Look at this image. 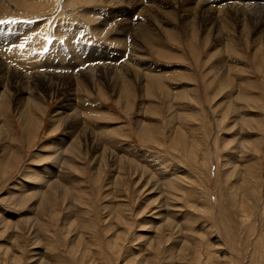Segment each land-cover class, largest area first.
Segmentation results:
<instances>
[{
    "label": "rangeland",
    "instance_id": "obj_1",
    "mask_svg": "<svg viewBox=\"0 0 264 264\" xmlns=\"http://www.w3.org/2000/svg\"><path fill=\"white\" fill-rule=\"evenodd\" d=\"M6 1L0 264H264V0Z\"/></svg>",
    "mask_w": 264,
    "mask_h": 264
},
{
    "label": "bare ground",
    "instance_id": "obj_2",
    "mask_svg": "<svg viewBox=\"0 0 264 264\" xmlns=\"http://www.w3.org/2000/svg\"><path fill=\"white\" fill-rule=\"evenodd\" d=\"M5 1V0H4ZM11 1V0H10ZM12 1H14L15 2V4L17 5V6H19L21 9H24L25 8V6H28L29 4L27 3L28 1H26V0H12ZM36 1H39V0H36ZM97 2L99 1V0H96ZM111 1V0H110ZM131 1H136V0H131ZM192 1V0H191ZM197 0H194V2H193V5H192V7H195V10H196V14H198V12H200L201 14H204L205 12H206V10L208 9L207 8V6L209 5L208 3H205L206 1L205 0H202V1H199L197 4H198V6H195L196 4H195V2H196ZM0 2H1V0H0ZM7 2V1H6ZM5 2V3H6ZM8 2H9V0H8ZM7 2V3H8ZM13 2V3H14ZM41 2H42V0H41ZM101 2V1H100ZM137 2H138V0H137ZM150 2V1H149ZM90 3V2H89ZM134 3V2H133ZM184 3H185V1H184ZM232 3H234L235 4V2H232ZM250 3V2H249ZM248 3V1H246V6H248L247 4H249ZM254 3V2H253ZM1 5H2V3H0ZM11 4H12V2H11ZM139 4V3H138ZM233 4V5H234ZM241 4H243L242 2H241ZM252 3H250L249 5H251ZM37 5V4H36ZM244 5V4H243ZM257 5V4H256ZM71 6V5H70ZM135 6V5H134ZM151 6V5H150ZM246 6H245V8H246ZM31 7H33V6H31ZM30 7V8H31ZM34 8V7H33ZM132 8V7H131ZM244 8V7H243ZM248 8H249V6H248ZM216 9V8H215ZM234 12V15H241V16H246V14H245V12L246 11H244V10H242L241 9V11H240V9H236V7L235 8H231ZM247 9V8H246ZM110 10V9H109ZM217 10V9H216ZM249 10H251V9H249ZM257 9H255V8H253L251 11H249V13H247L248 12V10H247V14L248 15H250V16H252V18H254V19H259L258 21H256V24L258 25V24H262V25H264V13L262 14V16L259 14V16H256V13H255V11H256ZM143 10H141V12H142ZM220 11V10H219ZM219 11H217V14H218V12ZM238 11V12H237ZM258 11V10H257ZM28 12V11H27ZM140 12V13H141ZM145 12H147V11H145ZM211 12V11H210ZM226 12V11H225ZM232 12V11H231ZM260 12V11H259ZM258 12V13H259ZM262 12H264V9H263V11ZM199 13V14H200ZM213 13H214V11H213ZM232 13V14H233ZM123 14V13H122ZM201 14H200V16H198V18H201ZM209 14V13H208ZM216 14V15H217ZM81 15V14H80ZM82 16V15H81ZM116 16V15H115ZM207 16V15H206ZM86 17V16H85ZM84 17V18H85ZM89 17H91L92 19H93V24L91 25L92 26V30H93V34H96L97 35V37H101L103 34H104V32H103V30H104V28L106 27L107 28V25H105L104 24V21H105V17H103V19H102V22L101 21H99V23L98 24H101V28L103 29V30H100V29H98V28H96L97 27V25L96 24H94V19L95 18H100V16L98 15H94V16H89ZM132 17V16H131ZM214 17V16H213ZM207 18V17H206ZM216 18V17H215ZM232 18H234V16L232 15ZM208 19V18H207ZM242 19V18H241ZM246 19V18H245ZM249 19L251 20V18L249 17ZM88 20V19H87ZM90 20V19H89ZM115 20V19H114ZM118 20V19H117ZM122 20V21H121ZM234 20V19H233ZM254 21V20H253ZM110 21L108 20V23H109ZM124 22V23H123ZM214 22V21H213ZM216 22V21H215ZM243 22V21H242ZM107 23V22H106ZM118 23H120L121 24V26L123 27V29H122V33H126L127 35H129L131 38L130 39H132V40H135V38L138 36V37H142V38H150V36H151V33L149 32V29H146V30H144V35H140V34H135V33H130V29L128 28V27H131V28H135V26L134 25H132V22L131 21H129V22H126L122 17H121V19H120V21L118 22ZM212 22L211 21H208V20H206V21H204V24L205 25H210ZM229 23V22H228ZM120 24H116V25H120ZM254 24V23H253ZM136 25V24H135ZM243 25V24H242ZM140 26V25H139ZM105 28V29H106ZM30 29V28H29ZM259 29V28H258ZM263 29V28H262ZM121 30V29H120ZM105 31V30H104ZM135 31V30H134ZM27 32V31H26ZM25 32V33H26ZM260 33V32H259ZM6 34V33H5ZM167 34V33H166ZM6 39H7V41H9V43H11L12 44V42H14L15 43V41H16V38H14L13 36H11V37H8L7 35H4V34H2ZM262 35V34H261ZM2 37V36H1ZM125 38V37H124ZM219 38V37H218ZM6 39H4V40H0V41H6ZM21 40V39H20ZM137 40V39H136ZM123 41L124 42H126L125 41V39H123ZM17 42V41H16ZM1 43V42H0ZM151 44V43H150ZM224 44V43H223ZM115 46V45H114ZM116 47V46H115ZM120 48V47H119ZM118 49V48H117ZM57 51H58V49H57ZM112 52V51H111ZM117 52V51H116ZM109 53V52H108ZM62 53L61 52H58V53H56V57L57 56H59V55H61ZM124 54V53H123ZM122 54V55H123ZM93 55V54H92ZM1 56V55H0ZM88 56V55H87ZM94 57H93V61H98V60H96L95 59V54L93 55ZM102 55L100 54V57H101ZM90 57V56H89ZM61 58V57H60ZM79 58V57H78ZM91 58V57H90ZM102 58V57H101ZM114 58V57H113ZM105 59V58H104ZM100 61H101V59H99ZM120 60V59H119ZM63 61V60H62ZM61 61V62H62ZM64 62V61H63ZM62 62V63H63ZM91 62V61H90ZM117 62V61H116ZM94 63H96V62H94ZM93 63V64H94ZM99 63V62H98ZM92 64V65H93ZM3 66V65H2ZM81 66H84V65H81ZM93 67V66H92ZM58 68V67H57ZM64 68H65V66H64ZM64 68H61V69H64ZM70 68V70H72V69H75V68H77V66H75V67H69ZM96 68V67H95ZM92 69V68H91ZM96 69H98V68H96ZM123 69V68H122ZM130 69V68H129ZM7 70V69H6ZM59 70H60V67H59ZM99 70V69H98ZM97 70V71H98ZM125 70H128V69H125ZM124 70V71H125ZM136 70V69H135ZM134 70V71H135ZM61 71V70H60ZM89 71H91V70H89ZM121 71V70H120ZM136 72V71H135ZM131 73V72H130ZM137 73V72H136ZM135 73V74H136ZM1 74V73H0ZM63 74L64 73H62V75H58L56 72H53V73H49V76H48V79L50 80V82L52 81V83L51 84H49L50 85V87L51 86H53V85H56V91H62L63 89H62V87H64L63 85H66V84H68L69 83V81H70V76L72 75V74H70V75H64L63 76ZM99 74V73H98ZM101 74V73H100ZM105 74H106V72H105ZM121 74H123L122 72H121ZM132 74V73H131ZM119 76V75H118ZM13 77V76H12ZM137 77V76H136ZM11 78V77H10ZM15 78V77H14ZM13 78V79H14ZM19 78H20V76H19ZM23 78H25V77H23ZM84 78V77H83ZM87 78V77H86ZM96 78V77H95ZM143 78V77H142ZM47 79V78H46ZM47 79V80H48ZM62 79H66L65 81H63ZM9 80V79H8ZM15 80V79H14ZM13 80V81H14ZM16 80H18V79H16ZM26 80V79H25ZM33 80V79H32ZM92 80V79H91ZM93 80H94V77H93ZM138 80V79H137ZM4 81V80H3ZM22 80H21V78H20V82H21ZM28 81V80H27ZM43 81V80H42ZM44 81H46V80H44ZM56 81H57V83H56ZM120 81V80H119ZM5 82V81H4ZM16 82V81H15ZM26 82V81H25ZM46 82H48V81H46ZM92 82V81H91ZM95 82V81H94ZM2 83V82H1ZM9 83V82H8ZM14 83V82H13ZM23 83V82H22ZM29 83V82H28ZM49 83V82H48ZM47 83V84H48ZM116 83V82H115ZM5 84V83H4ZM16 84V83H15ZM24 84H26V83H24ZM23 84V85H24ZM33 84V83H32ZM46 85V84H45ZM119 86V85H118ZM22 87V86H21ZM20 87V88H21ZM24 87V86H23ZM26 87V86H25ZM38 87V86H37ZM45 87V86H44ZM80 87V86H79ZM17 88H19V87H17ZM40 88V87H39ZM52 88V87H51ZM21 89H23V88H21ZM66 89V88H65ZM69 89V88H68ZM52 90V89H51ZM35 91V90H34ZM54 92V91H53ZM65 93V92H64ZM1 94V93H0ZM2 101V100H1ZM34 105H36V108H37V106L39 105L37 102H34ZM40 106H38V108H39ZM39 111V110H38ZM23 118V117H22Z\"/></svg>",
    "mask_w": 264,
    "mask_h": 264
},
{
    "label": "snow or ice",
    "instance_id": "obj_3",
    "mask_svg": "<svg viewBox=\"0 0 264 264\" xmlns=\"http://www.w3.org/2000/svg\"><path fill=\"white\" fill-rule=\"evenodd\" d=\"M5 23V21H3V20H0V24H4Z\"/></svg>",
    "mask_w": 264,
    "mask_h": 264
}]
</instances>
